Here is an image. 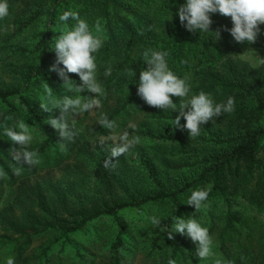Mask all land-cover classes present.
I'll list each match as a JSON object with an SVG mask.
<instances>
[{
  "label": "trees",
  "instance_id": "trees-1",
  "mask_svg": "<svg viewBox=\"0 0 264 264\" xmlns=\"http://www.w3.org/2000/svg\"><path fill=\"white\" fill-rule=\"evenodd\" d=\"M181 3L183 0H8L9 15L0 20L14 25L10 40H6L9 44L5 45L8 60L15 58L14 65L9 63L14 83L0 93L1 103L7 107L0 124L8 125L13 119L24 121L45 138L47 149L55 143L61 146L56 133H51L57 130L47 123L59 117V110L45 112L40 103L47 102L46 84L53 90V98L65 94L63 82L49 71L55 53L48 51L51 40L74 23L58 22L64 11L78 12L81 19L88 21L93 35L104 42L96 54V63L104 90L102 107L110 120L124 116L131 107L146 105L137 96L135 83L139 71L147 67L142 57L147 48L167 51L169 67L177 75L192 74V94L205 91L218 103L229 96L235 98L234 111L215 118L216 127L211 121L203 125L201 133L205 137L189 138L172 131L170 126L178 113L168 110L151 114L145 109L147 120L159 125L158 139L162 143L178 146L183 138H198L209 145L186 152L182 163L175 167L165 164L169 169L187 170V175L176 182L164 184L154 179L155 189L149 194H133L119 184L125 200H113L98 210L70 209L61 201L64 217H58L36 195L38 210L51 220L41 223L28 216L29 231L22 232L21 237L28 242L45 235H52V239L28 263L97 264L105 258L103 264H132L135 245L148 242L144 247L146 256L158 257L152 264H184L191 257L188 242L180 234L172 239L166 235V226L174 215L185 219L193 215L210 235H216L223 250L229 242L249 239L251 231H239L249 228L246 219L257 224L259 216L264 225V65L254 68L237 58L245 51L264 57V25L259 26L255 43L242 45L224 30L232 27L230 17L213 14L210 31L220 30L221 39L216 41L211 33L200 38L180 25L175 12ZM169 10L173 12L171 21H167ZM23 36L27 37L18 45L12 44L16 37ZM109 65L112 73L105 78L103 72ZM69 76L80 83L76 74ZM114 95L120 98L117 104L109 105ZM146 133L153 135L148 128ZM63 148L70 146L63 143ZM0 155L7 161L2 147ZM0 164L6 169L1 159ZM198 189L208 190L209 196L205 206L195 213V208L186 203L190 192ZM151 215L161 218L159 227L148 222ZM260 264H264V256Z\"/></svg>",
  "mask_w": 264,
  "mask_h": 264
},
{
  "label": "rangeland",
  "instance_id": "rangeland-1",
  "mask_svg": "<svg viewBox=\"0 0 264 264\" xmlns=\"http://www.w3.org/2000/svg\"><path fill=\"white\" fill-rule=\"evenodd\" d=\"M13 32L12 21L0 20V93L14 83L9 63L14 65L15 58L8 60L9 56L8 54L6 56L5 52V45L9 44L6 40L7 42L10 40L8 37ZM25 37L27 36L16 37L12 44L18 45ZM256 55L258 54L253 51H245L237 58L257 68L259 64L256 62ZM186 77L193 89L195 80H191L192 74L187 73ZM119 98L114 95L108 104H117ZM172 99L174 103H179V98ZM146 108L151 114L164 113L163 110L147 104L143 107H131L127 114L114 119L118 128L111 133L98 124L101 114H105L104 107L101 106L98 111L81 114L71 121L74 138L63 142L69 145L70 149H61L56 143L48 149L45 148V138L36 133L35 127H31L34 141L30 150L37 153L39 160L38 164L31 167L27 165L21 167L15 159L20 146L0 136V147L7 153V161L0 155L2 163L6 165L4 169L0 164V264H6L8 258H13L15 264H30L28 261L52 239V235H45L31 238L32 240L28 242L25 236L21 237L22 232L29 231L28 216L36 218L41 223H48L51 220L38 210L36 195H39L58 217H64L61 201L70 209L98 210L113 200H125L119 184L133 194H149L154 192V179L165 184L168 181L176 182L182 175H187V170L169 169L165 164L169 163L175 167L182 163L180 161L186 157V152L209 145L202 144L198 138L189 139L191 137L187 130L174 129L172 126H170L172 131H179L181 135L185 134L189 138H183V142L178 143V146L162 143L158 139L161 129L155 121L147 120ZM4 113H7V107L0 101V121ZM16 121L21 120L13 119L8 125ZM212 125L216 127L215 123ZM147 128L152 130L153 135L146 133ZM123 132L129 133V139L139 137L138 143L118 158L114 168L106 169L103 162L109 156V150L120 143ZM51 133H56L54 136L58 137L57 131L51 130ZM198 137L205 136L200 133ZM115 159L117 158H113V162ZM18 167L20 174L15 175L13 170ZM246 217L245 214V219ZM258 218L257 224H251V219H246L249 228L245 229L246 231L239 230L241 234L251 231L248 240L243 237L240 243L236 240L229 242L225 250L220 248L216 235H210L212 239L210 255L203 260L195 256V244L183 236L190 246L191 255L184 264H260L264 256V225L261 224L263 223L261 217ZM147 244L148 242H144L140 247L135 245L132 264H152L155 258L157 261L156 254L146 256L144 247ZM85 246L88 247V244ZM104 261L105 258L100 259L97 264H103Z\"/></svg>",
  "mask_w": 264,
  "mask_h": 264
},
{
  "label": "clouds",
  "instance_id": "clouds-1",
  "mask_svg": "<svg viewBox=\"0 0 264 264\" xmlns=\"http://www.w3.org/2000/svg\"><path fill=\"white\" fill-rule=\"evenodd\" d=\"M170 11V10H169ZM220 14L230 17L232 27L224 30L229 33L234 42L238 44L251 45L256 42L260 34V25H264V0H183L176 7L175 15L180 25L191 34H214L215 40L221 39L220 30L210 31L213 23L211 16ZM9 15L8 0H0V19ZM173 12L170 11V18ZM74 22L67 30L60 31V35L51 41L50 50L55 53V61L49 71L55 73L63 82L62 94L59 99L53 98V90L47 87V102L40 103L45 112L59 110L58 118H51L47 123L58 132V143L63 148V142L74 138V129L71 121L77 119L81 114L98 111L102 106L104 90L102 81L98 78V65L96 54L103 46V40L93 35L90 25L86 19H81L76 11H64L58 16L61 25L69 21ZM99 26L97 25V31ZM245 55V54H244ZM243 55V56H244ZM169 53L164 50L147 48L143 51V63L147 65L145 70H140L135 83L137 96L148 106L155 107L167 112L178 113L171 126L174 129L187 130L189 137H198L203 125L211 121L216 123L217 117L225 113H232L235 109V98L229 96L226 101L216 102L211 94L200 91L192 94V87L187 77L177 75L170 69L167 57ZM256 62L264 65V57L256 55ZM112 73V67L105 68L103 76L107 78ZM69 74H76L80 83L70 78ZM84 93L94 94L93 96ZM83 95V99H81ZM173 97L179 98V103L173 102ZM185 123L181 124V120ZM101 128L110 133L118 128L115 120H110L107 114H101L98 119ZM0 136L20 146L15 159L21 166H35L39 163L37 153L30 150L34 141L31 127L24 121H16L12 125L0 124ZM139 137L129 139V133L123 132L120 143L109 150V156L103 162L106 169L114 168L118 158L128 152ZM113 158L115 162H113ZM15 175L20 174V168H15ZM209 191L206 189L192 190L187 198L186 205L193 206L195 213L205 206ZM194 214V213H193ZM148 222L159 227L162 223L157 215L147 217ZM167 237L172 239L176 234L189 238L196 246L195 256L200 260L210 255L212 239L209 230L203 227L197 219L178 218L175 215L166 226ZM6 264H15L13 258H8ZM169 264H175L169 261Z\"/></svg>",
  "mask_w": 264,
  "mask_h": 264
}]
</instances>
